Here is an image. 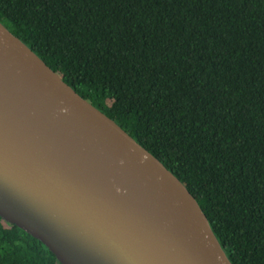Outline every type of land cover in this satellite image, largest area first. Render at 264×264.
Wrapping results in <instances>:
<instances>
[{"label":"trees","instance_id":"obj_1","mask_svg":"<svg viewBox=\"0 0 264 264\" xmlns=\"http://www.w3.org/2000/svg\"><path fill=\"white\" fill-rule=\"evenodd\" d=\"M0 23L264 264V0H0ZM0 264H60L0 218Z\"/></svg>","mask_w":264,"mask_h":264},{"label":"water","instance_id":"obj_2","mask_svg":"<svg viewBox=\"0 0 264 264\" xmlns=\"http://www.w3.org/2000/svg\"><path fill=\"white\" fill-rule=\"evenodd\" d=\"M0 218L60 264H231L179 179L2 23Z\"/></svg>","mask_w":264,"mask_h":264}]
</instances>
